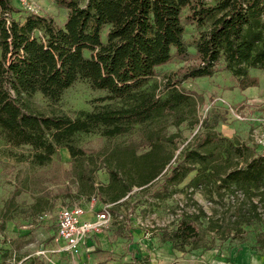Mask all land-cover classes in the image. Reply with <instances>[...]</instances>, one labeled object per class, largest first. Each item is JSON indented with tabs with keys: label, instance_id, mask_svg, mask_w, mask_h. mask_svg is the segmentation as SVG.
Wrapping results in <instances>:
<instances>
[{
	"label": "trees",
	"instance_id": "trees-1",
	"mask_svg": "<svg viewBox=\"0 0 264 264\" xmlns=\"http://www.w3.org/2000/svg\"><path fill=\"white\" fill-rule=\"evenodd\" d=\"M54 3L67 11L63 26L36 13L28 14L23 22L15 21L12 15L19 11L10 0H0V139L11 148H28V160L38 167L50 164L60 150H66L79 164L75 180L91 186L96 170L86 163L85 151L76 148V137L99 134L113 139L135 127L142 128L138 144L117 147L109 154L119 162L121 157L135 159L145 150L143 162L137 166L141 182L130 183L125 173L110 163L105 166L109 188L114 192L109 201L114 204L133 187L152 182L169 164L172 154L167 155L164 148L174 145L175 136H167L155 125L167 118L175 127L189 117L198 123V102L182 88L184 81L211 78L222 65L245 91L257 86L250 71H264V0H86L85 6L79 0ZM187 26L197 33L193 55L183 39ZM174 60L186 64L166 78L159 92L148 89L157 70ZM77 82L105 92L106 97L99 101L104 104L71 118L54 112L47 115L31 102L40 95L55 105ZM217 125V121L210 124L204 120L205 133L180 151L153 189L157 199L167 197L172 188L194 174L186 184L193 209H182L176 228L161 230L158 239L187 254L212 249L216 239L242 244L245 228L259 225L255 246L264 254V155L221 137L214 130ZM203 190L211 203L226 207L222 219L216 220L217 209H211L208 216L193 200V194ZM109 210L114 214L111 207ZM204 222L215 234L209 245L200 228ZM4 224L0 223V233Z\"/></svg>",
	"mask_w": 264,
	"mask_h": 264
},
{
	"label": "rangeland",
	"instance_id": "rangeland-1",
	"mask_svg": "<svg viewBox=\"0 0 264 264\" xmlns=\"http://www.w3.org/2000/svg\"><path fill=\"white\" fill-rule=\"evenodd\" d=\"M10 1L19 11L12 15L15 21L23 22L28 14L36 13L53 18L59 26L65 23L67 11L57 7L54 0ZM79 3L85 6L86 0H79ZM196 37L194 28L187 26L183 39L191 55L195 53L193 42ZM185 64L174 60L158 69L147 88L159 92L166 78ZM222 67L219 65L218 72L211 78L186 80L181 84L187 92L194 94L198 102L195 114L198 123L189 117L175 127L172 119L167 118L155 125L167 136H175L174 145L164 148L167 155L172 154L169 164L152 182L142 188L133 187L130 194L115 204L109 201L114 192L109 188L110 178L105 166L110 163L122 175L125 173L130 183L141 182L137 166L143 162L141 156L145 150L139 151L135 159L121 157L119 162L110 159L109 154L117 147L138 144L143 135L142 128L135 127L131 133L113 139L102 138L99 134L76 137V148L85 151L86 163L96 170L91 186L75 180L74 171L79 164L66 150H60L50 164L38 167L28 160V148H11L0 139V222L5 221L4 232L0 233V264H69L52 256L47 260L40 254L42 249H50L52 245L56 215L63 208L80 206L88 210L101 204L109 205L114 214L111 213V226L102 233L105 236L103 250L98 249L87 264H203L206 258L222 264L230 263L244 248L264 259V254L255 246V236L261 231L259 225L245 228L242 244L239 240L221 242L216 239L211 244L212 249L187 254L174 251L170 244H163L158 239L161 230L176 228L182 209H193L194 204L188 198L191 190L186 188V184L194 174L183 184L172 188L167 197L157 199L152 191L174 165L180 151L195 137L205 133L204 120L210 124L217 121L214 130L221 137L264 155V71H250L249 75L257 80V86L241 91L236 80ZM106 95L103 91L93 90L85 82H77L55 105L40 95H35L31 102L47 115L54 112L74 118L81 111L90 112L103 105L99 101ZM144 177H148V172ZM192 198L208 216L211 209H217L219 215L216 220L222 219L226 213V207L211 203V197L204 190L195 192ZM200 225L209 245L215 234L207 228L206 222Z\"/></svg>",
	"mask_w": 264,
	"mask_h": 264
},
{
	"label": "built area",
	"instance_id": "built-area-1",
	"mask_svg": "<svg viewBox=\"0 0 264 264\" xmlns=\"http://www.w3.org/2000/svg\"><path fill=\"white\" fill-rule=\"evenodd\" d=\"M110 206L104 205L94 210L89 220H83L84 210L80 206L63 208L57 214L54 241L62 247L54 252L69 253L76 257L85 241L102 234L111 226ZM44 254V252H40Z\"/></svg>",
	"mask_w": 264,
	"mask_h": 264
},
{
	"label": "crops",
	"instance_id": "crops-1",
	"mask_svg": "<svg viewBox=\"0 0 264 264\" xmlns=\"http://www.w3.org/2000/svg\"><path fill=\"white\" fill-rule=\"evenodd\" d=\"M98 208L99 206L97 208L95 206H91L90 209L84 210L85 215L83 216L82 219L83 220L91 219L94 216L92 215V213L94 212V210H97ZM56 220H57V215H56ZM55 232H56V221L54 225V237H55ZM54 237H53L52 245H50L51 246L50 249H47L48 251L42 249L41 252H44L43 255L41 254L42 256L46 257L47 260L50 259L51 256L57 259L66 260L67 262H69V264H87V262H89L88 259H90L91 261V257L93 256L94 253L97 252L98 249L103 250L102 240L104 239L105 236L104 234H100L89 237L85 241V243L81 246L80 252L76 257L71 256L69 253L54 252L62 247V245L55 243ZM203 262H204L203 264H215L212 258H206L205 261ZM222 264H264V259L254 255L249 249L244 248L243 250H240L236 254V256L231 260L230 263H222Z\"/></svg>",
	"mask_w": 264,
	"mask_h": 264
}]
</instances>
